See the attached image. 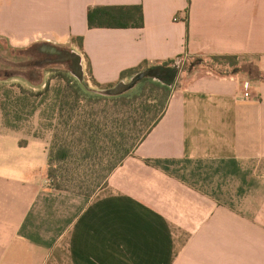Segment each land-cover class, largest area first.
I'll use <instances>...</instances> for the list:
<instances>
[{
	"label": "crops",
	"instance_id": "crops-1",
	"mask_svg": "<svg viewBox=\"0 0 264 264\" xmlns=\"http://www.w3.org/2000/svg\"><path fill=\"white\" fill-rule=\"evenodd\" d=\"M115 5L140 6L142 27L87 28L88 8ZM186 6L0 0V41L62 47L81 36L82 68L102 85L143 62L244 59L227 76L180 67L161 119L91 197L48 186V131L0 116V264H264V0ZM243 74H254L249 99Z\"/></svg>",
	"mask_w": 264,
	"mask_h": 264
},
{
	"label": "trees",
	"instance_id": "trees-1",
	"mask_svg": "<svg viewBox=\"0 0 264 264\" xmlns=\"http://www.w3.org/2000/svg\"><path fill=\"white\" fill-rule=\"evenodd\" d=\"M190 0H187V15ZM86 25L93 28H140L143 13L138 5L93 6L87 9ZM71 43L82 48V37H72ZM39 45L33 44L32 48ZM186 70L200 65L214 74L227 76L240 70L234 55H210L192 58ZM181 64L177 56L159 65ZM146 62L120 72L117 82L129 80L146 69ZM94 88L59 72L57 83L33 91L17 85L16 92L5 91L0 102L4 124L17 129L21 121L48 101L47 126L53 130L47 149V184L57 191L91 197L106 185L111 171L130 155L163 116L172 86L145 77L129 91L108 96L100 92L115 85L99 84L86 70ZM264 81V75L256 72ZM52 76L51 78H55ZM51 91V94L49 92ZM46 112V111H45ZM44 118V119H45Z\"/></svg>",
	"mask_w": 264,
	"mask_h": 264
},
{
	"label": "rangeland",
	"instance_id": "rangeland-1",
	"mask_svg": "<svg viewBox=\"0 0 264 264\" xmlns=\"http://www.w3.org/2000/svg\"><path fill=\"white\" fill-rule=\"evenodd\" d=\"M40 44L42 43H38L37 45ZM71 45L75 46L70 42L69 44H66L62 47L64 50H70L78 54V48L75 46L74 49ZM31 46H33V44L29 47L19 48L13 47L10 43H8V41H0V102L2 101L3 93L5 91L16 92L17 85H20L26 89H31L33 91L42 90L47 81H49L50 87L54 86V84L57 83V77L55 76H57L59 72L66 73L69 77L76 80V78L70 73L69 69L67 68V65L63 62H50L48 64L37 67L30 65V62L41 56L36 51H33L35 47L32 48ZM240 60L241 61H239L240 63H238V66H240L239 68H243L241 67V62L244 59ZM190 61L194 62V60L192 59ZM190 61H185L182 65L180 64L179 69L182 68V72H186L187 66ZM194 65H196V61L194 62ZM196 67L198 70L197 74H201L206 71V69L204 67H201L200 65H197ZM82 69L83 78L87 82V85L91 88H94L86 71V66ZM52 76H54L55 78H51ZM253 76L254 74H251L249 76L243 74V76H241V79L249 83L248 78H252ZM49 94H51V91L49 92ZM47 108L48 101H45V103H42L40 108L35 111L32 116H29L26 120L21 121L19 127L23 131L33 134H43L48 131L52 139L53 130L47 126L49 121H47L45 118L48 117ZM0 116L3 120L1 111ZM28 122H38V124L35 128L30 129L31 125H29L30 123Z\"/></svg>",
	"mask_w": 264,
	"mask_h": 264
},
{
	"label": "water",
	"instance_id": "water-1",
	"mask_svg": "<svg viewBox=\"0 0 264 264\" xmlns=\"http://www.w3.org/2000/svg\"><path fill=\"white\" fill-rule=\"evenodd\" d=\"M42 45H48V48H43L45 49V51L55 52L56 47L54 45L44 44V43H42L41 46ZM57 53L60 54V58L57 61L59 62L70 61V63L68 64L70 73L79 82L82 81L83 69H82L80 55L70 50H66V54L64 55H62L59 52ZM178 71H179V62H176L173 67H164L159 64L152 65L142 71L135 73L128 81L117 82L112 87L102 90L100 93L108 96H116L123 94L129 91L130 89H132L140 80H142L145 77L153 78L160 82L170 84L173 81V79L176 78ZM236 72L237 69L232 70V73H236Z\"/></svg>",
	"mask_w": 264,
	"mask_h": 264
},
{
	"label": "flooded vegetation",
	"instance_id": "flooded-vegetation-1",
	"mask_svg": "<svg viewBox=\"0 0 264 264\" xmlns=\"http://www.w3.org/2000/svg\"><path fill=\"white\" fill-rule=\"evenodd\" d=\"M44 44H48V43H44ZM40 46L41 44L33 49V51H36L39 55H41L39 58L30 62V65H33L35 67L45 65L50 62H57V60L60 58V54H58L57 52L61 53L62 55L66 54V50H64L63 47L60 46H55L56 53L53 51H45V49H43V48H48V45H42L43 47ZM63 63H65L67 65V68L69 69L68 64L70 63V61H65Z\"/></svg>",
	"mask_w": 264,
	"mask_h": 264
},
{
	"label": "built area",
	"instance_id": "built-area-1",
	"mask_svg": "<svg viewBox=\"0 0 264 264\" xmlns=\"http://www.w3.org/2000/svg\"><path fill=\"white\" fill-rule=\"evenodd\" d=\"M240 96L243 99H249L250 98V94H249V83L246 81H241L240 84Z\"/></svg>",
	"mask_w": 264,
	"mask_h": 264
}]
</instances>
